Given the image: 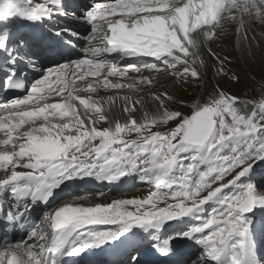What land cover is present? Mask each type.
Wrapping results in <instances>:
<instances>
[{
	"label": "snow or ice",
	"instance_id": "snow-or-ice-1",
	"mask_svg": "<svg viewBox=\"0 0 264 264\" xmlns=\"http://www.w3.org/2000/svg\"><path fill=\"white\" fill-rule=\"evenodd\" d=\"M25 3L21 10L16 0H0V71L7 90H23L26 73L14 67L19 60L41 71L31 57H20L23 40L10 44L9 21L69 15L63 0ZM71 15L90 26L82 54L43 70L24 96L0 103V226L15 231L66 180L115 182L138 174L152 190L143 199L59 205L26 237L6 232L0 264H62L65 256L115 246L121 236L126 244L121 241L115 264H142L145 241L126 235L133 228L148 233L150 249L169 264H253L248 214L264 208V187L250 174L264 161V98L241 99L206 80L211 73L239 81L227 67L229 56L211 44L233 33L247 40L252 25H264V0H107L81 17ZM63 33L81 38L67 28L55 36ZM46 51L57 54L52 44ZM135 57L152 59L129 62ZM161 76L203 92L185 101L161 90ZM101 88L115 93L94 98ZM232 186L239 191L221 195ZM210 201L217 206L200 215ZM185 216L196 223L159 234L165 223ZM189 243L198 250L186 253ZM255 261L264 264L259 256Z\"/></svg>",
	"mask_w": 264,
	"mask_h": 264
},
{
	"label": "rangeland",
	"instance_id": "rangeland-1",
	"mask_svg": "<svg viewBox=\"0 0 264 264\" xmlns=\"http://www.w3.org/2000/svg\"><path fill=\"white\" fill-rule=\"evenodd\" d=\"M36 1L39 3L43 2V0H35L34 3H36ZM87 2L88 3L84 4L85 0H76V2L74 0H66L67 5L68 4H71L73 6L78 5L80 8L79 10H70V7H68L67 10L69 11L67 12L69 13V15L65 17L63 16L64 18L63 20L68 21L69 24H71L70 26L72 27L70 26L66 27V25L59 27V25H56L53 28H57V30L67 28V29H70L73 33H79L80 37H84V35H87L90 29L86 31V33L83 32L85 33L84 35L81 33V30H83V28L87 27L88 25L85 23H82L78 18H74L71 15V13L74 12L75 17L83 16L84 15L83 8H87L86 7L87 5H89V8H91L92 5H90V3L93 4L92 0H88ZM81 3L84 4L83 8H81L82 6ZM17 6L21 10L27 7L25 0L24 1L17 0ZM15 17L17 18L16 20H19L20 16L16 15ZM11 21H13V23H16L15 19ZM76 26H78L79 29ZM50 28H52V25H50ZM62 36L64 37L65 41L67 40L71 41L70 43L71 46L73 47H75L76 45H77L76 47L81 46V49L78 52H75L70 49L68 50L59 49L58 51H60L63 55H65L64 52H69L70 54L65 57L64 56L60 57L56 55L57 56V58L55 59L56 62L53 65H51L50 68L55 66L58 63H63L68 60L76 59L82 54L81 50L84 46L82 44V42H84L82 38L77 39L75 36H71L68 33H63ZM229 37L233 38L232 41L230 40V38L226 37L227 38L226 41L212 42L211 47L218 54L219 52H221V54H219L221 56L228 53L227 55L229 56V59L231 62L227 64V67L232 69L233 72L238 73L240 79L239 81H233L228 78H220V77L214 76L211 73H209L210 83L209 81L206 80V84H208L209 87H211V85H214V84H219L220 87L223 88L225 91H229L232 94L239 96L241 99H250V100H255L258 102L259 99L264 98V25H260V24L253 25L248 31L247 40L243 39L242 37L240 39H237L234 33L229 35ZM230 42L232 43L229 44ZM59 45L61 46L60 43ZM40 46L39 44L34 45V46L26 45L20 50L22 52H26V57H31L33 60H35L37 65L42 71V68H41L42 61L48 60L49 58L45 56L44 52H43V56H40L39 53L38 54L36 53V48ZM40 49L41 47L37 49V51L40 52ZM20 57L23 58L22 55H20ZM35 72L36 71H34V73ZM43 74L44 73H41V74L38 73L34 80H38L42 78ZM164 77H166L165 81L164 79H162V81L160 80L161 90L167 89L171 94H175L179 96L180 98H183L185 101H190L194 96H199L203 92V89L197 86H191V87H189L188 85L179 86L173 81V79L167 76H164ZM34 80L30 81L29 83H32ZM25 94H27V91L23 93V95ZM184 111L186 112V114H190V109H184ZM250 175L254 176L255 180L257 181L258 187H264V161H261L259 162L258 165L254 166V171ZM127 178L130 180L131 185L125 187L124 189H115L112 185L113 182L97 180L96 184L97 185L100 184L98 187H96L97 186L96 185L94 189H91V190L85 189L83 187H78L77 190L73 191L72 193L69 192L65 196H61V198L74 194V197L76 198V200H82L84 198L85 193L91 192V195H100L101 193H103L106 195H113V196H118V197L124 196L123 194H125L126 196L131 197L130 199H132V197L136 198L134 191L140 190L143 192V194H141L142 198L139 197V199H143L145 196L149 194L150 190H152L150 189L149 185H147L146 182L144 183L137 182V180H141L138 174L130 175ZM245 179L246 178H242V180L239 183L241 184L244 183ZM77 181H81V180L77 179L75 182ZM108 188H110V190L104 191V189H108ZM237 191H239V187L232 186L229 188H225L223 193H221V195L234 194ZM61 198H56L55 201L50 203L48 210L45 209V212L51 211L52 209L61 205V203L64 201ZM60 199L61 201L59 202ZM83 200L85 201L86 199H83ZM209 203H211L213 208L217 206L215 201H210ZM159 206L164 207L165 205L160 204ZM260 209H264V208H260ZM41 210H44V209H41ZM248 215L251 217L253 222L258 218L257 212L251 213ZM263 216L261 215L262 219L264 218ZM38 219H34L33 223H36ZM20 234H21L20 237L22 238L24 234L22 233ZM15 239H17V237H15ZM262 240L264 242V237L262 238ZM260 261H264V260L261 258Z\"/></svg>",
	"mask_w": 264,
	"mask_h": 264
},
{
	"label": "bare ground",
	"instance_id": "bare-ground-1",
	"mask_svg": "<svg viewBox=\"0 0 264 264\" xmlns=\"http://www.w3.org/2000/svg\"><path fill=\"white\" fill-rule=\"evenodd\" d=\"M34 1L35 0H33V2ZM74 1L76 2V0H74ZM87 1L88 0H85L84 4L88 3ZM92 2L93 3L94 2L104 3V2H107V0H92ZM110 2H114V0H110ZM16 3H17V0H16ZM36 3H39V2L36 1ZM84 4L81 3V5H82L81 8H83ZM90 5H93V4L90 3ZM63 7H64L65 11H69V10H67L68 7H70V10H79L80 9L78 5H74V6L71 5V4L67 5L66 0H63ZM86 7L87 8H83V12L84 13L86 12V10L88 11L90 9L89 5H87ZM63 19H64L63 16L54 15V16H52L51 19L45 18V19L40 20L41 27L44 29L45 33L48 36H50V38H49V40L51 41L50 44L55 45L56 48H58L56 55H58L60 57H63V56L65 57V56L69 55L70 53L69 52H64L65 55H63L60 51H58L59 49L60 50L61 49H67V50L70 49V50H73L75 52H78L81 49V46L76 47L77 46L76 45L75 47H73L70 44L66 45L65 44V39H64V37L62 35L60 37L55 36V32L57 31V28H53L54 26L59 25V27H61L63 25H66V27H69L71 25V24H69L68 21L63 20ZM9 24L12 27V34L15 33V32H18L19 30L22 31V33L19 34L18 36H14V37L12 36L10 38L13 41L10 44H15V41L18 42L20 40H23L24 34H26V35H28L30 37V43H34L36 40H38L39 36L36 33H34L26 24H22L21 22H19L18 24L14 25L13 23H11V21H9ZM50 25H52V28H50ZM70 27H72V26H70ZM76 27L79 29L78 26H76ZM87 27H88V29H87ZM87 27H84L83 30H81V33L83 35L86 33V31H88L90 29L89 26H87ZM15 28H16V30H15ZM83 32H85V33H83ZM227 38H230L231 41L233 39L232 37H229V36ZM60 40H61V42H60ZM59 43L61 44V46L59 45ZM84 43L85 42H82L83 45H84ZM231 43L232 42H230L229 44H231ZM26 45L30 46L29 44L24 43L23 47L26 46ZM32 45L34 46V44H32ZM73 45H75V44H73ZM23 47H18V52L23 57H26V52H22L20 50ZM39 48L40 47L36 48V53L37 54L39 53L40 56H43V52H44L45 56L49 58L48 60L42 61V63H41L42 71H36L34 73V70L31 69V67L27 63H25V61L23 59L19 60V65H22V72L26 73V75L23 77V80L25 81V84H26L25 88H27V92L29 91V89L32 86V84L36 81V80H34L36 75L38 73L39 74L43 73V70H46V69L50 68V66L53 65L56 62L55 59L57 58V56L56 55H51L50 52L46 51V46L45 45L44 46L41 45L40 52L37 51V49H39ZM1 54L2 53H0V55ZM219 54H221V52H219ZM223 54H225V53H223ZM227 54H225V55H227ZM151 59L152 58H147V57H135V58H132L131 61H129V62H135L137 60L147 61V60H151ZM204 59L209 64H211L213 62L212 58L206 52L204 53ZM129 75H136V74L132 73L131 71H129ZM4 76H5V73L3 72V78H4ZM110 79H112V78H110ZM162 79H164V81H165L166 77L161 76L160 80L162 81ZM32 80H34V81L32 83H29ZM78 83H79V81H78ZM23 92H24V90H23ZM114 93H115V90H105V89L101 88V89H98L97 94H94V98H96V96H107V95H112ZM80 95L81 96H86L88 94L82 92V93H80ZM0 97H2V96L0 95ZM56 99H59V98L57 97ZM0 114H3L2 110H0ZM75 181H76V179L64 181V183H62L60 185V187H63V189H58V188L55 189L54 193H53V197L49 199L47 204L37 203L36 205H34L33 211L28 214V216L26 218V221L15 229V231H14L15 234L13 235V237L14 238L17 237V239H21V237H20L21 234L20 233L24 234L23 237H25L26 233L28 234V230H29L30 226L33 224V220L39 218L36 221V222H39V220L42 218L43 214L45 213V209L48 210L50 202L55 201L56 198H61V196H59V195L64 193L63 192L64 190L66 192L74 191L77 187H80ZM116 184H117V187H121V188L125 187V185H122L121 183H116ZM114 187L116 188V186H114ZM106 190H110V188L104 189V191H106ZM134 193L136 195L135 196L136 198L141 197L142 196L141 194H143V192L140 191V190H136V191H134ZM123 195L124 196H121V197L120 196L119 197L118 196H113V195H106V194H103V195H91V192H87L84 195L83 199H86L84 201L83 199L82 200H76V198L74 197V194H71V195H68L66 197L61 198V199L64 200L61 203V205L65 204V203H73V202H75V203L82 204L84 206H94L96 203H110L113 199H130L131 198L129 196H126L125 194H123ZM132 198H134V197H132ZM61 199L59 200V202L61 201ZM41 209H44V210H41ZM206 209H207V207L204 208V211L202 213H200V215H202V216L205 215L206 214ZM263 211H264V209H260V208L256 209V212L258 213V218L252 224V234H253V238L256 241L255 245L253 246V257H254L253 264H256V261H255V257L256 256H259V259L262 258L264 260V242L262 240V238L264 237V226H263L264 225V218L263 219L261 218V215L262 216L264 215ZM175 223H176V220H173V221L165 223L163 225V227L161 229H159V234L162 237L163 236H167L168 235L167 229L170 226H172L173 224H175ZM194 223H196V221L191 216H186L181 221H179L177 224L180 225L179 231H184V230H187L188 227L190 225L194 224ZM104 227H109V226H91V230H93V231L101 230ZM152 231H156V230L155 229H150L149 230V232H152ZM6 232L8 233V229L4 228L2 226L1 227V232H0V238H2ZM133 234H136V238H141V237L144 238L145 243L143 244V246L141 248L142 261L143 260H147V264H168V263H164L163 262L164 258H161V257L157 256L156 254H154V250L150 249V244H148V242H147L148 233H146L144 230H142L140 228H137V229L132 230L130 233H128L126 235L128 237H132ZM121 241H125V236H121L120 239L115 242V246L112 245V244H105L102 249H100V248L89 249L86 252L82 253L81 255L75 256L73 259H70V260H68L69 256H65L64 260L62 261V264H64L66 261H68V264H73L75 262H78V259H80V261L77 264H82L85 257H87L88 259H91L93 257H96L100 251H103L105 249L114 250L115 254L113 256H116V257H114L113 260H117L118 261L119 259H121V257H118V256H120L121 249L125 246V245L121 244ZM125 244H126V241H125ZM145 249H148V250H145ZM184 250H185L186 253L191 254L192 252L197 251L198 249L192 247L190 245V243H189V244L184 245ZM84 254H85V257H84ZM92 264H98V263H92Z\"/></svg>",
	"mask_w": 264,
	"mask_h": 264
}]
</instances>
